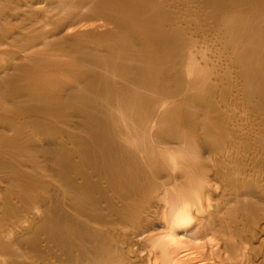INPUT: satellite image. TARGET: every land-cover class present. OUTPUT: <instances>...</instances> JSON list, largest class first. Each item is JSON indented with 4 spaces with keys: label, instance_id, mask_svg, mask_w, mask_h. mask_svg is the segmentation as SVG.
Returning <instances> with one entry per match:
<instances>
[{
    "label": "rangeland",
    "instance_id": "1",
    "mask_svg": "<svg viewBox=\"0 0 264 264\" xmlns=\"http://www.w3.org/2000/svg\"><path fill=\"white\" fill-rule=\"evenodd\" d=\"M0 264H264V0H0Z\"/></svg>",
    "mask_w": 264,
    "mask_h": 264
},
{
    "label": "bare ground",
    "instance_id": "2",
    "mask_svg": "<svg viewBox=\"0 0 264 264\" xmlns=\"http://www.w3.org/2000/svg\"><path fill=\"white\" fill-rule=\"evenodd\" d=\"M184 218L186 219V217H184ZM187 221H188V220H187ZM187 221H186V222H187Z\"/></svg>",
    "mask_w": 264,
    "mask_h": 264
}]
</instances>
